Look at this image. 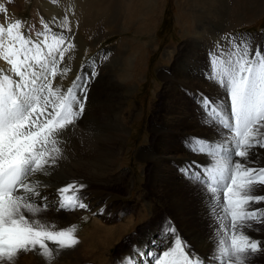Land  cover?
<instances>
[{
  "label": "snow or ice",
  "instance_id": "snow-or-ice-1",
  "mask_svg": "<svg viewBox=\"0 0 264 264\" xmlns=\"http://www.w3.org/2000/svg\"><path fill=\"white\" fill-rule=\"evenodd\" d=\"M7 11L0 4V13ZM41 24L44 31L35 33L36 40L26 34L20 19L0 24V59L11 66V74L0 70V264H14L20 253L29 252L53 264L52 246L63 250L79 243L74 227L57 230L35 218L48 207L47 196L41 194L43 182L37 177L51 174L57 165L62 133L83 117L98 72L93 68L78 74L66 90L54 87L58 76L71 71L60 65L75 45L63 34H52L48 42L51 29L43 19ZM228 39V49L209 53V75L227 92L228 107L202 95L200 100L226 136L221 144L190 137L186 144L193 153H207L212 165L199 166L192 160L179 171L200 181L213 201L217 223L213 231L218 239L212 264H246L250 254L264 250V241L246 234L256 224L264 225V209L253 208L264 204V193L256 194L264 189V166L250 159L257 155L255 150H264V52L259 46L252 51L247 44ZM84 187L73 182L57 189L59 209H87L78 196L66 195ZM37 199L45 203L38 204ZM166 232L174 239L161 254H150L154 264H202L171 221Z\"/></svg>",
  "mask_w": 264,
  "mask_h": 264
},
{
  "label": "bare ground",
  "instance_id": "bare-ground-1",
  "mask_svg": "<svg viewBox=\"0 0 264 264\" xmlns=\"http://www.w3.org/2000/svg\"><path fill=\"white\" fill-rule=\"evenodd\" d=\"M14 1L16 6H11L7 0H0V4H4L8 10L6 15L0 13V24L7 25V23L20 19L25 24L26 34H30L32 39L36 40L35 33L44 31L43 27L40 30L41 28L36 22L40 21L41 14H45L46 10L37 6L34 1L33 4H36L38 12L41 10V14L34 17L36 18L35 23H31L30 18L24 16L19 9L20 5H23V1ZM28 29H31L30 33ZM51 32L53 33V31ZM210 41L208 38L200 40L191 37L187 42L185 54L181 55L178 64L171 70L173 76L160 73L166 81L170 79L183 80V85L191 89L181 91L174 86L172 91L167 93L164 98L165 108L161 114L164 122H155L148 126L147 130L153 131L155 137L150 148L141 150L138 154L142 161L150 164L149 175H146L148 176V178L146 177L148 183L146 188L149 196L151 195L149 189L154 191L155 198L164 207V211L159 215L166 217V219L163 218L165 224H169L171 221L181 238L184 233L189 242L194 244L196 248L192 254L195 258H199L202 264H212V256H208L207 253L213 254L214 249L212 248L218 239L213 231L217 228L211 210L213 201L201 182L178 173L176 165L181 163L185 167L186 162L192 160L198 161V165L208 167L212 165L210 155L193 153L188 145L181 142L182 139L189 141L190 137L195 136L208 143L221 144L226 136V130L205 113L200 103L202 95L213 103L223 104L225 109L228 107L227 92L219 86L218 82L211 79L208 60L207 57H204L203 51L217 52L220 48L228 49L229 40L225 41L223 45H215ZM262 45L264 46V44ZM261 50L264 52V49ZM0 70L11 74V66L3 59H0ZM13 78L16 79V77ZM102 78L97 79V82H101ZM104 79L110 85H120L114 77H105ZM98 83L95 85L93 83V90L88 92L83 117L75 126H71L65 133H62L60 147L63 148L57 165L50 170L51 174L38 175L37 177L43 182L41 194L47 196L48 207L41 212L43 214L39 213L35 218L53 224L57 230H61L71 227L83 216L84 211L89 210L97 216V220H99L97 222L102 225L95 228L94 231L89 232L88 230V234H83L80 231L79 233L75 232L79 243L72 248L56 250L55 246H52L54 248L53 264H77L80 261H89V255H92L93 258L94 255L96 258L106 257L114 242L121 239V237L119 238L120 230H123L124 225L128 228L134 217L132 215L133 217H130L129 221L124 220L126 221V223L123 222L124 224L115 222L116 217L120 213L122 214L121 211L125 205L119 202L123 193L115 192L112 189L120 183L118 176H114L112 168L117 160L122 159L126 135L130 132V116L128 110L123 109L122 105L119 108L114 107L112 99L116 95L113 94H117L118 91H94ZM55 85H57V81ZM255 151L259 159H257V155H253L250 159L257 160L256 166H264V150ZM195 169L193 171H196ZM124 174L126 180H122L120 186L131 193L134 188L133 173L128 171ZM73 182L83 184L84 188L90 189L88 193L86 192L87 201H83L88 202L87 209L75 211L59 209L57 189ZM261 193H264V189L257 190L256 194ZM66 195L74 194L70 191ZM37 203L43 204L45 201L37 199ZM135 205H141L138 199ZM253 208L264 209V204L253 205ZM26 215L28 214L26 213ZM140 215V213L136 214L134 219L141 218ZM149 227L152 228L150 232L147 231V226L142 228L140 238L133 239L131 246L127 243L122 247L125 248L124 255L131 257V259L129 256L121 259L123 264H144L146 258L148 262L145 264H151L153 256L150 254L157 252L156 255H159L172 243L174 239L172 236L167 235L164 238L161 234H156L154 231L156 229L153 226ZM246 234L254 239L264 241V225L256 224L253 229H247ZM210 237L211 239H209ZM148 246L154 247L155 253L151 252L148 255L146 250ZM68 258L73 261L68 262ZM14 264H47V261L41 255L29 252L20 253Z\"/></svg>",
  "mask_w": 264,
  "mask_h": 264
},
{
  "label": "rangeland",
  "instance_id": "rangeland-1",
  "mask_svg": "<svg viewBox=\"0 0 264 264\" xmlns=\"http://www.w3.org/2000/svg\"><path fill=\"white\" fill-rule=\"evenodd\" d=\"M7 1L11 6H16L14 0ZM22 1L23 5H20L19 9L24 16L30 18L31 23H35L34 17L41 14V10L38 12L36 4H33L34 1L37 6L46 10L36 24L38 23L42 30L41 20L43 19L52 29L53 33L49 34L48 42H51L52 34L56 36L63 34L70 37L75 45L66 54L64 63L60 65L61 68H68L71 71L67 75L58 76L53 81L54 87L66 90L72 86L75 76L85 72L90 73L95 68L98 76L92 81L89 91L93 90V83L95 85L98 83L97 79L103 77L94 91H118L117 94H113L116 95L112 99L114 107L119 108L122 105L123 109L128 110L130 132L126 135L122 159L117 160L112 169L114 176L120 179V183L126 180L124 172L132 171L134 188L129 193L119 183L112 189L123 193L119 202L125 205L121 211L122 214L116 217L115 222L124 224L134 215L133 221L128 228L123 226L119 236L121 239L114 242L106 257L96 258L94 255L93 258L89 255V261L77 263L123 264L121 259L130 255H124L125 248L122 247L127 243L131 246L136 237L140 238L142 228L147 226V231L150 232L152 228L149 226H153L157 235L171 237L166 232L169 227V224L164 223L166 217L159 215L164 211L162 203L155 198L153 190L149 189L151 195H148L146 188L148 176L146 175H149L150 164L142 161L138 154L141 150L149 149L155 137L153 131L147 130L148 126L155 122H164L161 114L165 108L164 98L167 93L172 91L174 86L181 91H189L188 89L191 88L183 85V80L166 81L160 73L173 76L171 70L178 64L181 55L185 54L187 42L191 37L200 40L208 38L215 45H223L229 40L228 38H232V41L237 44L243 41L242 43L249 45L251 42L249 47L251 46L252 51H255L257 46L260 50L264 49L262 45L264 44V0ZM65 24L67 28L64 27ZM210 52L212 51H203L204 57L208 60L209 74L212 72ZM220 58L224 57H218ZM105 77H114L120 85H110L104 79ZM56 81L57 85H55ZM181 142L186 144V139H182ZM182 167L181 163L176 165L178 173H181L179 169ZM195 170L197 171V168ZM88 191L90 189L83 188L72 194L86 202ZM137 199L141 205H135ZM138 213L141 214V218L134 219ZM97 221H99L97 216L88 210L84 211L78 223L71 227H74L77 233L80 231L88 234V230L90 232L101 227L102 224ZM182 238L190 245V250L194 253L196 248L194 244L189 242L184 233ZM146 250L148 255L151 252L155 253L154 247L148 246ZM67 260L73 261L70 258ZM151 260V264H154V259ZM146 262H148L147 258L144 264ZM258 262L264 263V250L250 254L246 264Z\"/></svg>",
  "mask_w": 264,
  "mask_h": 264
}]
</instances>
